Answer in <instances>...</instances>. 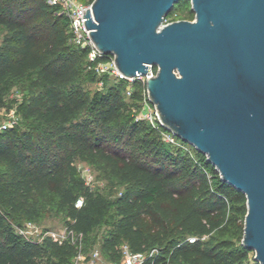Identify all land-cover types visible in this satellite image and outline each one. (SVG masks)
I'll list each match as a JSON object with an SVG mask.
<instances>
[{"label": "trees", "instance_id": "1", "mask_svg": "<svg viewBox=\"0 0 264 264\" xmlns=\"http://www.w3.org/2000/svg\"><path fill=\"white\" fill-rule=\"evenodd\" d=\"M187 1L168 20L187 18L174 15ZM0 27V109L16 116L0 128V264H73L103 225L108 260H121L128 244L145 264H260L242 242L246 194L194 145L168 142L163 124L137 118L141 78L90 68L88 48L49 0H0ZM79 162L123 187L114 196L94 188ZM51 209L65 216L66 238L23 231Z\"/></svg>", "mask_w": 264, "mask_h": 264}, {"label": "water", "instance_id": "2", "mask_svg": "<svg viewBox=\"0 0 264 264\" xmlns=\"http://www.w3.org/2000/svg\"><path fill=\"white\" fill-rule=\"evenodd\" d=\"M93 0L84 22L127 77L150 72L162 124L247 196L243 244L264 264V0Z\"/></svg>", "mask_w": 264, "mask_h": 264}, {"label": "built area", "instance_id": "3", "mask_svg": "<svg viewBox=\"0 0 264 264\" xmlns=\"http://www.w3.org/2000/svg\"><path fill=\"white\" fill-rule=\"evenodd\" d=\"M53 4L60 5L63 10L66 12L70 19V29L72 33L73 41L81 47L88 48V59H89V67L94 68L98 73L103 74L106 72L113 73L119 77H126L130 80H134L135 78H141L147 86V77L151 75H155L157 70H155L154 65L150 64V72L146 74H138L135 77H127L116 65L115 57L113 54H108L107 57H104V53L97 47L95 42L93 41L91 34L84 22V9L92 6V2H85L82 0H49ZM166 17L165 23L169 22ZM99 85H103V81H99ZM129 91L131 90V85H128ZM137 118H147L149 121L156 127H160L162 122L159 118V113L156 105L150 100L148 88L146 87V97L144 99L143 108L137 112ZM15 121V118L11 121L3 122L0 128H6ZM163 136L165 140L174 144H182L179 136L174 134L170 130H164ZM84 175V174H83ZM85 176V175H84ZM86 178V176H85ZM87 180V178H86ZM89 184L90 181L87 180ZM84 203V198L80 197L76 205L81 206ZM125 256L121 260H108L104 261L103 264H145L146 253L145 252H134L132 251L128 244H124L123 246ZM81 256V254H79ZM95 258L101 257V252L99 250L94 253ZM90 264H100L97 261H93Z\"/></svg>", "mask_w": 264, "mask_h": 264}, {"label": "rangeland", "instance_id": "4", "mask_svg": "<svg viewBox=\"0 0 264 264\" xmlns=\"http://www.w3.org/2000/svg\"><path fill=\"white\" fill-rule=\"evenodd\" d=\"M177 9L174 15L176 17L182 16L190 19H194L195 15L192 11V2H185L184 4L177 5ZM178 19V18H177ZM6 30L3 27H0V44L4 40ZM92 88H96L95 85H91ZM13 95H19L17 87L13 90ZM2 116L1 122H9L16 118L14 111H8L5 107L0 109ZM79 166L82 174H84L87 180L90 181L91 185L96 188L98 187L103 193L114 196V192L121 189L123 184L117 181L114 178L107 177L104 172L100 169H97L86 162H79ZM109 226L103 225L98 227L90 237V243L88 248L82 251L81 256H77L73 264H90L91 262L97 261L100 264H103L104 261H108L104 257L101 251L102 238L108 231ZM29 236L37 239H43L46 236H52L53 238L64 239L70 233L68 229L65 216L57 212L56 210H49L47 215L40 222H26L25 228L23 229ZM124 246V244H123ZM124 248V247H123ZM99 250L101 252L100 258H95V251ZM252 256L255 257V251H252ZM125 256V252L123 257Z\"/></svg>", "mask_w": 264, "mask_h": 264}]
</instances>
